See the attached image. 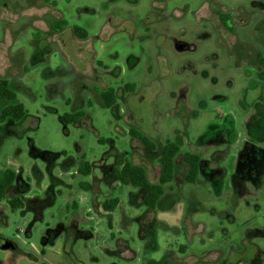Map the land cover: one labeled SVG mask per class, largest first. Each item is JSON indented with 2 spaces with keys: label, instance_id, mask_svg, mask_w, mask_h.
Wrapping results in <instances>:
<instances>
[{
  "label": "rangeland",
  "instance_id": "374dc122",
  "mask_svg": "<svg viewBox=\"0 0 264 264\" xmlns=\"http://www.w3.org/2000/svg\"><path fill=\"white\" fill-rule=\"evenodd\" d=\"M260 55L264 0H0V80L27 111L0 122V178L11 169L24 182L0 205V264H264V176L233 182L246 143L264 149ZM170 142L202 171L187 184L178 157L169 208L149 211L121 164L157 184ZM110 198L121 205L107 213Z\"/></svg>",
  "mask_w": 264,
  "mask_h": 264
},
{
  "label": "trees",
  "instance_id": "16d2710c",
  "mask_svg": "<svg viewBox=\"0 0 264 264\" xmlns=\"http://www.w3.org/2000/svg\"><path fill=\"white\" fill-rule=\"evenodd\" d=\"M224 24L229 20V16L222 17ZM65 24V23H64ZM63 23H56L54 29H64ZM63 25V26H62ZM76 35L80 38H87L88 33L86 30L77 27L75 29ZM258 62L262 68L260 79L264 80V57L260 55ZM126 88L130 91H134L135 85L128 84ZM104 106L108 109H114L118 103L117 92L114 88H109L101 94ZM0 101H6L9 104L1 111L0 122H6L7 120H14L17 122L22 121L27 116V111L23 104L17 102V95L11 89L10 82L6 79L0 80ZM85 117L84 111H78L73 114L62 117L64 123H76ZM130 135L132 138L140 141L143 146L150 152H154L157 147L156 145L143 133L132 128L130 129ZM38 155L44 159L54 160L59 155L46 152ZM65 155V153H62ZM238 158V167L235 174V184L250 182L255 185L258 184L259 178L264 176V149L256 145L255 143H246L242 153ZM182 156L183 163L187 167V173L185 181L187 184H195L200 177L203 165V158L191 152H182L181 145L176 142H170L166 144L161 152L159 158V164L161 166V174L159 182L153 184L149 177L146 169L142 166L136 165L129 160H125L121 164L120 179L123 182L130 183L137 192H132L131 196L134 199L139 193L143 194V203L141 206L146 207L149 211H155L156 209H168L169 206L165 205L173 192L166 191V187L171 185L176 178L177 173V159ZM79 173L86 176L92 174V166L89 163H84L79 168ZM258 180V181H257ZM18 181V185H23L22 178L13 170L7 169L4 175L0 178V205L4 200L6 194L14 183ZM257 182V183H256ZM25 186H28L24 184ZM173 195V194H171ZM9 205L15 211L24 208V202L20 197L13 198L9 201ZM121 205L119 198H110L103 202L102 208L107 213L114 212ZM7 247H11L8 244Z\"/></svg>",
  "mask_w": 264,
  "mask_h": 264
},
{
  "label": "flooded vegetation",
  "instance_id": "af4514ba",
  "mask_svg": "<svg viewBox=\"0 0 264 264\" xmlns=\"http://www.w3.org/2000/svg\"><path fill=\"white\" fill-rule=\"evenodd\" d=\"M10 248H13V246L11 245V247Z\"/></svg>",
  "mask_w": 264,
  "mask_h": 264
},
{
  "label": "water",
  "instance_id": "95a60500",
  "mask_svg": "<svg viewBox=\"0 0 264 264\" xmlns=\"http://www.w3.org/2000/svg\"><path fill=\"white\" fill-rule=\"evenodd\" d=\"M6 248H7V246H6Z\"/></svg>",
  "mask_w": 264,
  "mask_h": 264
},
{
  "label": "crops",
  "instance_id": "0c3cea01",
  "mask_svg": "<svg viewBox=\"0 0 264 264\" xmlns=\"http://www.w3.org/2000/svg\"><path fill=\"white\" fill-rule=\"evenodd\" d=\"M25 206V205H24Z\"/></svg>",
  "mask_w": 264,
  "mask_h": 264
}]
</instances>
